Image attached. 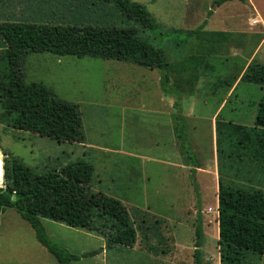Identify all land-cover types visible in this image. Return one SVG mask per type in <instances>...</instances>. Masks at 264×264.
<instances>
[{
	"label": "rangeland",
	"instance_id": "1",
	"mask_svg": "<svg viewBox=\"0 0 264 264\" xmlns=\"http://www.w3.org/2000/svg\"><path fill=\"white\" fill-rule=\"evenodd\" d=\"M130 1L143 5L157 26L160 35L154 33L151 41L166 55L169 84L181 93V110L184 107V111L193 110L192 114L197 115V120L189 121L191 128L196 125L189 133L196 157L206 164L208 125L213 124V128L217 126V171L222 184L264 191V141L258 149L263 156L254 159L233 146L236 137L231 134H240L237 127L253 126L256 104L264 99V87L240 81L259 43V32L220 37L209 34L216 32L200 30L184 38L177 30H195L208 20L206 15L214 9L216 0ZM0 4V23L138 28L112 3L0 0ZM220 18L221 11L211 18L210 25ZM235 25L231 28L242 29ZM3 50L0 40V70L5 66ZM255 62L264 64V46ZM20 71L24 83H40L56 99L76 106L83 142L58 143L0 122L2 159L16 160L34 173L58 171L79 160L90 164V191L118 200L135 230L132 247L105 250L104 239L95 232L40 219L53 244L79 257L70 264H193L196 210L192 185L189 171L170 161L166 143L161 144L164 107L167 103L170 109L171 129L176 99L160 93L157 70L131 62L30 53L24 57ZM217 80H226L230 86L212 88ZM175 156L170 155L172 159ZM198 180L202 195L201 260L202 264H219L214 187L209 177ZM101 248L102 252L80 257ZM241 257L242 264H264V256L245 251ZM0 264L57 263L37 243L27 223L12 209H4L0 212Z\"/></svg>",
	"mask_w": 264,
	"mask_h": 264
},
{
	"label": "trees",
	"instance_id": "2",
	"mask_svg": "<svg viewBox=\"0 0 264 264\" xmlns=\"http://www.w3.org/2000/svg\"><path fill=\"white\" fill-rule=\"evenodd\" d=\"M112 3L120 14L138 28L113 26H64L0 23L5 66L0 70V122L13 130L53 139L56 142L82 143L83 132L76 106L56 99L40 83L23 82L21 65L30 53H49L76 59L90 58L131 62L159 74V89L163 96L175 97L173 110L174 143L178 155L189 165V175L195 207L193 264H202L203 244L200 195L194 178L198 162L186 137V124L181 115V93L170 86L169 63L165 53L153 45L151 36L159 34L149 12L143 5L130 0H92ZM229 0H216L219 6ZM244 2L245 0H237ZM210 15L207 13L206 17ZM206 21L195 29L180 32L184 38L200 31ZM224 37V33H209ZM240 81L264 87V64L251 61ZM226 80L215 81L212 88L229 87ZM191 92L189 94H193ZM216 124V123H215ZM240 152L260 159L259 146L264 141V99L256 104L253 126L237 127ZM217 126L215 128V133ZM227 134V138L231 136ZM241 136V137H237ZM216 143L217 161L219 151ZM235 149V150H236ZM264 149V143L262 144ZM92 166L82 160L65 165L58 171L34 173L16 160L0 158V212L12 209L33 231L35 240L57 264H70L78 256L69 254L47 237L40 219H48L70 228H83L104 239V249L130 248L135 230L125 207L116 199L89 189ZM2 179V180H1ZM11 197L13 199L11 200ZM217 243L219 264H242V252L264 256V191L234 189L217 184ZM102 252L83 254L87 257Z\"/></svg>",
	"mask_w": 264,
	"mask_h": 264
},
{
	"label": "crops",
	"instance_id": "3",
	"mask_svg": "<svg viewBox=\"0 0 264 264\" xmlns=\"http://www.w3.org/2000/svg\"><path fill=\"white\" fill-rule=\"evenodd\" d=\"M1 8H3V7L0 4V9ZM219 11H221V18L216 19L214 25H210L211 18L215 14H217ZM247 14H250L249 18H248V16H246ZM205 21H206V23L203 26V28L201 29L202 32L208 31V32L224 33L225 34L224 37L232 36L234 34H243L244 36H248L256 30L259 32V34H260L259 43L256 46V48L254 49V51L252 52V54L248 60L247 65L251 61H255L257 54H259L262 47L264 46V0H245L243 3L239 2L237 0H229V1L223 2L219 6H214V9L210 12V15L208 16V20L205 19ZM221 22H223V23H221ZM234 24L241 25L242 29L241 30L232 29L231 26ZM237 25H235V26H237ZM227 26L230 28H226ZM179 29H182V30H177V31L184 32L183 28H179ZM247 65L245 66V68L247 67ZM243 72L244 71H242V73ZM163 97L167 98L168 95H165ZM181 111L183 113L182 116H183V119H184L185 124H186L187 141L190 145L192 152L194 153L193 144H192V141L190 139L189 133H190V130L192 128L194 129V127H196V125L193 124V126L191 128L189 121L197 120V115L195 116L192 114L193 110L187 111V112H190V114L187 113L186 111H184V107H182ZM169 112H170V109L166 103L165 107H164L165 115L163 117L164 125L161 126V136H162L160 139L161 144L164 145L166 143V151H167L166 154H167V157L169 158V160L170 161L174 160L173 162H176L177 163L176 165L181 170H185L187 173L190 169L189 165L187 163H185V162L183 163L181 161V157L178 155L177 150H175L176 146L174 143L173 128L171 127V129H169ZM211 122H212V119H211ZM208 126H209V144L207 147V155H206V161L207 162H206V164L202 165L200 160L196 157L198 160V165H197V168L194 169V171H195L194 176H195V179L197 180V187H198V191L200 193V197L202 196L201 195V185H200V180H198V178H201L202 176L203 177L206 176V177L210 178V181L213 183V187H214V191H215V197H216V193H217V184H218L217 166H218V164H217L216 143H215L216 134H215V128H213V124H212V126H211V124H209ZM174 153L176 154V156L174 157L175 159H172L170 157V155H172ZM204 180L205 179H203V181ZM216 207H217V197H216Z\"/></svg>",
	"mask_w": 264,
	"mask_h": 264
},
{
	"label": "water",
	"instance_id": "4",
	"mask_svg": "<svg viewBox=\"0 0 264 264\" xmlns=\"http://www.w3.org/2000/svg\"><path fill=\"white\" fill-rule=\"evenodd\" d=\"M0 158H1V160H2V153H1V151H0ZM2 187V181L0 182V188ZM13 199V197H11V200Z\"/></svg>",
	"mask_w": 264,
	"mask_h": 264
},
{
	"label": "built area",
	"instance_id": "5",
	"mask_svg": "<svg viewBox=\"0 0 264 264\" xmlns=\"http://www.w3.org/2000/svg\"><path fill=\"white\" fill-rule=\"evenodd\" d=\"M209 211V210H208Z\"/></svg>",
	"mask_w": 264,
	"mask_h": 264
}]
</instances>
